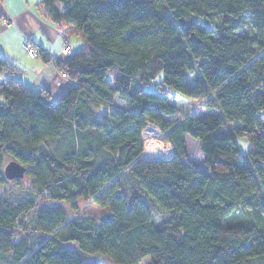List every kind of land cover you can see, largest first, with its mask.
Here are the masks:
<instances>
[{"label": "trees", "instance_id": "16d2710c", "mask_svg": "<svg viewBox=\"0 0 264 264\" xmlns=\"http://www.w3.org/2000/svg\"><path fill=\"white\" fill-rule=\"evenodd\" d=\"M39 9L81 48L64 60L37 49L71 80L54 101L0 57V184L7 156L30 180L0 191V264H264V0ZM178 95L217 112L173 117ZM146 120L167 132L169 158L141 156Z\"/></svg>", "mask_w": 264, "mask_h": 264}, {"label": "crops", "instance_id": "0c3cea01", "mask_svg": "<svg viewBox=\"0 0 264 264\" xmlns=\"http://www.w3.org/2000/svg\"><path fill=\"white\" fill-rule=\"evenodd\" d=\"M39 4L40 0H0V57L17 66L13 76L22 84L33 92L47 90L54 101L69 82L59 75L51 62L25 52L24 36L32 41L36 50L64 60L71 49L69 38L73 36V27L66 26L64 39L56 25L41 14ZM64 44H69V51L63 50Z\"/></svg>", "mask_w": 264, "mask_h": 264}, {"label": "rangeland", "instance_id": "374dc122", "mask_svg": "<svg viewBox=\"0 0 264 264\" xmlns=\"http://www.w3.org/2000/svg\"><path fill=\"white\" fill-rule=\"evenodd\" d=\"M12 22V21H11ZM69 42L71 45V49L69 51V55L76 52L77 50H80L81 48V41L74 37L70 36ZM59 73V72H58ZM60 75V74H59ZM62 77V76H61ZM189 80L191 82V74H188ZM63 78V77H62ZM65 79V78H63ZM158 79V78H157ZM206 97H199V98H188L183 95H178L177 98L172 99L173 102L178 106L179 111L178 113L173 116L177 118H181L186 115H194V116H203L207 112H217L216 109H209L204 105V100ZM116 105H123L122 102L116 101ZM159 140H151L148 141V155L151 157V159H167L169 158L171 154V147L172 145L166 141L164 136H159ZM237 146L239 147L240 151L242 153H245L249 148V143L244 137H236L235 138ZM186 146L189 154V160H191L194 165L202 170H206L202 163V153L199 148L198 140L189 136H186ZM152 148V149H151ZM144 156V154H143ZM158 157V158H156ZM9 160H12L10 157H5L3 161V165L8 162ZM3 167V166H2ZM30 188V180L27 176L21 177L17 182H14L12 180H6L4 184H0V191H4L7 193H12L14 195L16 194H23ZM38 199V198H37ZM53 202H49V204H52ZM84 202L78 203V210L85 209L83 207ZM63 206L67 210L68 217H73L76 212L72 211L66 204H63ZM158 216V214H157ZM149 257H143L138 264H145L148 261ZM104 264H110L108 261H104Z\"/></svg>", "mask_w": 264, "mask_h": 264}, {"label": "built area", "instance_id": "2783aa9c", "mask_svg": "<svg viewBox=\"0 0 264 264\" xmlns=\"http://www.w3.org/2000/svg\"><path fill=\"white\" fill-rule=\"evenodd\" d=\"M23 47H24L25 52L28 53L31 57L36 56L37 50L34 47L32 41L27 36H24ZM68 49H69V46L67 44H64L63 50L67 51ZM58 72H59L60 76L65 78L68 82L71 81L69 78H67L65 73L61 72L60 70H58ZM166 135H167V132L162 127H160L158 124H156L155 122H152L150 120H146V122H145V124H144V126L140 132L141 141L143 144V151H142L141 156L143 158H146V159H151V157H149L148 152H147V150H148L147 146H148L149 139H151L152 141L153 140H159V138H160L159 136H164V138L166 139ZM166 141L168 143H170L167 139H166ZM174 152L175 151H174V148L172 146L171 147V154H173ZM143 154H144V156H143ZM156 158H158V157H156Z\"/></svg>", "mask_w": 264, "mask_h": 264}, {"label": "water", "instance_id": "95a60500", "mask_svg": "<svg viewBox=\"0 0 264 264\" xmlns=\"http://www.w3.org/2000/svg\"><path fill=\"white\" fill-rule=\"evenodd\" d=\"M25 167L16 160H9L3 166V174L6 179L21 178L24 175Z\"/></svg>", "mask_w": 264, "mask_h": 264}]
</instances>
